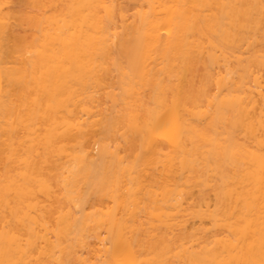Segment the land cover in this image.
<instances>
[{
    "label": "bare ground",
    "instance_id": "obj_1",
    "mask_svg": "<svg viewBox=\"0 0 264 264\" xmlns=\"http://www.w3.org/2000/svg\"><path fill=\"white\" fill-rule=\"evenodd\" d=\"M0 264H264V0H0Z\"/></svg>",
    "mask_w": 264,
    "mask_h": 264
}]
</instances>
